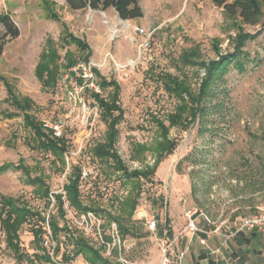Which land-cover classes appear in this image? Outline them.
I'll return each instance as SVG.
<instances>
[{"label": "rangeland", "instance_id": "obj_1", "mask_svg": "<svg viewBox=\"0 0 264 264\" xmlns=\"http://www.w3.org/2000/svg\"><path fill=\"white\" fill-rule=\"evenodd\" d=\"M44 1L0 0V17L10 14L20 30L15 38L1 39L6 30L0 21V42H4L0 57V165L24 162L32 177L43 175L53 194L64 193V185L79 167L83 203L104 212H93L87 225L81 214L65 204L63 216L53 196L48 206L38 185L12 167L0 171V194L15 197L47 217L54 215L61 225L69 224L96 247L104 245L100 233L103 239L113 234L114 223L110 224L105 211L124 216L131 233L124 239L116 235L103 251L113 264H160L171 241L169 256L172 264H178L182 236L195 238L198 234L188 228L189 210H197L196 222L209 226L210 220L215 227L233 229L242 217L264 208V0H258L261 13L254 22L230 16L213 0H141L144 12L137 20H123L111 11H73L65 0H49L61 16V20H54L48 17ZM63 22L92 47L91 68L120 84L123 118L117 149L130 169L154 163L152 151L143 154L142 162L133 160L134 146L152 144L157 134L154 118L166 120L179 102L157 75L180 76L198 89L206 74L202 63L233 53L240 37L247 36L239 57L243 67L232 63L228 73L213 83L204 101V113L188 129L171 128L170 136L178 145L149 180H140L142 191L133 222L122 212V202L133 191L134 181L93 154L107 131L100 110L85 90L84 102L75 103L60 85L64 74L84 62L80 60L68 69L52 87H46L36 74L48 40L61 46ZM135 26L151 34L148 46H141L144 36L135 32ZM67 49L80 55L75 45L59 48V63L64 62ZM192 49L198 52L194 58L197 65L182 59ZM5 80L34 100L32 113L38 119L51 127L58 125L60 136L68 142L65 161L26 143L29 131L23 116L5 117L4 111L15 112L5 101ZM100 92L107 97L111 88ZM152 216L158 220L154 230L148 226ZM40 224L38 218H31L20 228V246L26 254L20 261L8 247L0 223V264H51L36 256L44 254L32 233ZM60 240L61 252L70 251L72 246L63 235ZM67 264L91 263L79 255Z\"/></svg>", "mask_w": 264, "mask_h": 264}, {"label": "trees", "instance_id": "obj_2", "mask_svg": "<svg viewBox=\"0 0 264 264\" xmlns=\"http://www.w3.org/2000/svg\"><path fill=\"white\" fill-rule=\"evenodd\" d=\"M140 1L66 0V5L71 10L91 8L105 11L113 8L121 19L127 20L143 17V9ZM44 2L48 17L54 20H61V16L57 14L52 6L53 3L49 0H45ZM213 2L217 6L224 7L225 12L230 16H240L246 22H254L261 13L258 0H213ZM0 21L6 30L1 39L7 36L15 38L20 34V30L11 19L10 14L7 13L1 16ZM246 37H240L239 44L233 53L222 55L218 60H211L209 63H202L206 69V74L203 76L198 89H193L189 81L180 76L171 73H160L157 75V79L163 84V87L174 95L179 102L175 110L167 115L166 120L159 117L154 118L157 134L152 144L137 143L134 146L131 155L133 160L144 161L145 157L143 154L146 151H152L154 156L153 164H146L141 168L130 169L117 149L119 124L123 118V109L120 105V84L114 79L108 80L97 68H91L95 76V81L101 91L111 88V92L107 97H104L101 92L90 89L85 90L93 98L95 105L100 110L102 119L107 124L105 140L94 147L93 154L97 158L109 162L114 170L122 173L127 180L134 181L133 191L122 202V212L126 214L128 221H132V217L139 204V197L142 191V187L139 184L140 180H149L156 173L159 164L172 154L178 145L177 140L170 136L171 128L188 129L204 113V101L210 95L213 83L228 73L232 63L243 67V62L239 60V57L242 53V43ZM60 41L61 46H56L53 40H48L47 48L42 52L40 61L36 66V74L46 87L57 85L60 76L80 60L86 65H89L91 62V56L93 54L92 47L85 38L74 35L66 22H63ZM67 45H75L80 55L78 56L73 51L67 49L64 62L59 63V48H65ZM3 51L4 42H0V57ZM197 54V50L192 49L189 52H185L182 55V59L186 63L197 65L199 63L194 62V58L198 57ZM5 85L7 87V98L5 101L15 108V112L4 111L5 117L23 116L24 126L29 131L26 143L33 149L59 155L65 161L64 156L68 152L67 140L60 135H56L53 127L46 125L45 122L38 119L32 113L34 107V100L32 98L18 93L13 84L7 80H5ZM9 167L15 170H22L28 176L31 183L37 184L41 195L47 198L48 206L52 202L51 197L53 196L58 210L63 216L66 211L65 204L74 209L78 214L87 213L88 211L104 212L83 203L80 190L82 171L79 167L76 168V173L71 175L68 182L64 185V193L56 194L51 192L50 186L46 183L43 175L32 177L30 168L24 162L17 164L11 162L4 163L0 165V171ZM105 213L110 219V224L111 222L117 223L121 238L124 239L126 235L131 233L130 228L124 223V216L120 214L115 216L106 211ZM31 218H38L41 223L32 229L34 241L44 253L42 256L36 254L37 257H42L48 262L52 260L48 248L43 245L44 236L47 232L44 226L49 224L53 238L56 241L54 254L61 261L70 262L74 257L82 255L91 264H113L103 254L105 250L104 245L96 247L82 233L73 231L67 223L61 225L54 215L47 217L41 211L32 209L15 197L0 194L1 229L6 234L8 247L14 252L18 260L21 261L26 256L20 246L19 230L23 223H26ZM62 235L64 236V241L69 245L71 244L72 248L70 251L65 250L61 252L62 242L60 237ZM169 235L172 236L171 230L169 231ZM104 238L108 242H113L111 235H105Z\"/></svg>", "mask_w": 264, "mask_h": 264}, {"label": "crops", "instance_id": "obj_3", "mask_svg": "<svg viewBox=\"0 0 264 264\" xmlns=\"http://www.w3.org/2000/svg\"><path fill=\"white\" fill-rule=\"evenodd\" d=\"M81 10L85 12L101 11L91 8L73 11ZM106 11H111L117 15L113 8H109L105 10V12ZM208 223L209 226L205 223H201V220L197 221L202 231L207 232V229L211 228L210 233L206 234L199 231L201 233L197 232L198 234L195 238L194 236H182V247L179 249L178 254L182 251H184L185 254L182 258H177L178 264H264V231H243L235 236L227 237L231 229L221 228L220 226L215 227L212 221ZM213 230L218 231L212 232ZM200 237H205V245L200 242Z\"/></svg>", "mask_w": 264, "mask_h": 264}, {"label": "built area", "instance_id": "obj_4", "mask_svg": "<svg viewBox=\"0 0 264 264\" xmlns=\"http://www.w3.org/2000/svg\"><path fill=\"white\" fill-rule=\"evenodd\" d=\"M134 29L136 33L144 36V41L142 42L141 46H144V47L148 46L149 38L151 34L148 33V31L145 28L140 27V26H135ZM79 67H83L84 69L88 67L90 71L87 72L85 70V72H83L82 68L80 69ZM93 76L94 74L91 70L90 64L86 65L85 63H81L78 66L71 68L70 72L68 71V73L64 74L61 77L60 85L65 87V91L67 92L70 100H72L75 103H77V101L82 103L84 102V95H83L84 90L90 89L96 92L101 91L100 87L94 81ZM81 79H83V81H81ZM52 127L54 128L56 135H61V130L59 129L57 124L53 125ZM196 214H197V210H189L186 212V216L188 217V220H189L188 228L193 233L202 231L196 222V216H195ZM81 215H82V218L84 219L83 221L87 223V225L90 223V221L93 220V217H94L93 211H88L87 213H83ZM199 215H203V213L201 212L199 213ZM208 222H210V220H208ZM113 223H114L113 224V234H110V235L113 237V240H114L116 235L119 238H121V235L119 233L117 223L116 222H113ZM157 225H158V220L155 218V216H152L150 220H148L149 228L154 230L156 229ZM44 228L47 230V232L44 236L43 245L48 248L49 253L51 255L52 260L50 261V263L51 264H67V262L61 261L54 254V249L56 247V241L53 238L52 231L49 227V224H47V226H45ZM98 229L100 233V224L98 225ZM216 231L218 230H213L212 232H216ZM243 231H246V232L264 231V208H259L256 213H252V214L242 217L239 225L236 228L231 229L227 237L235 236L239 232H243ZM100 237L105 247H106L105 244L112 243V242L106 241L105 238L103 239L101 233H100ZM200 242L204 244L205 239L201 238ZM171 245H172V241L167 244V247L164 250L163 259L160 264H172L171 257L169 256V249ZM184 254H185L184 251L180 252V254L177 255V258H182Z\"/></svg>", "mask_w": 264, "mask_h": 264}]
</instances>
